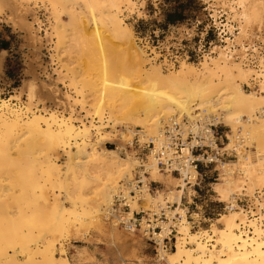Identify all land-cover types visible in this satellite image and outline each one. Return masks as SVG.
<instances>
[{"label": "bare ground", "instance_id": "1", "mask_svg": "<svg viewBox=\"0 0 264 264\" xmlns=\"http://www.w3.org/2000/svg\"><path fill=\"white\" fill-rule=\"evenodd\" d=\"M145 1L0 0V15L32 37L37 19L30 22L25 16L30 5L42 7L48 14L46 33L56 39L54 56L63 59V49L69 60H84L90 72L78 79L83 73L77 66L43 82L34 68L18 94L0 98V264H70L64 251L55 256L58 239L90 230L104 234L110 253L127 264L118 246L135 244L134 234L120 233L103 214L119 190L128 198L136 185L133 171L144 167L137 173L141 205L171 203L177 205L175 212L185 214L183 196L191 200L198 176L191 165L179 177L164 174L149 155L139 161L124 144L134 138L147 141L158 133L161 120L174 115H206L214 125L248 139L253 151L247 155L241 149L235 160L219 164L212 190L221 203L243 195L251 204L221 214L206 230L191 232L182 223L175 249L157 262L264 264V0H207L212 17L217 19V10L225 15L223 26L233 39L220 41L225 46H216V56L197 67L182 64L169 74L158 66L146 69L151 59L124 21L126 14H138ZM38 88H47L55 106L67 113L33 112L14 103L23 93L31 102ZM109 133L119 135L115 149L104 147ZM59 152L65 155L62 167L56 161ZM152 182L165 189L152 196ZM48 184L57 189L52 201ZM128 204L131 210L140 205L136 200Z\"/></svg>", "mask_w": 264, "mask_h": 264}, {"label": "rangeland", "instance_id": "2", "mask_svg": "<svg viewBox=\"0 0 264 264\" xmlns=\"http://www.w3.org/2000/svg\"><path fill=\"white\" fill-rule=\"evenodd\" d=\"M30 6L25 19L31 22L36 18L38 23H36V27H38L37 35L33 37L31 35L27 36L18 27H12L11 22L7 21L5 16L0 15V41H9L10 43V51L5 63L3 57L6 56V53H0L1 99L18 94V88L23 81L32 78L30 74L34 68L38 69L39 79L43 82H46L48 77L55 80L59 71L67 74L69 68L77 66L83 73V76L81 75L78 79L87 77L90 73L84 60L78 62L75 61V58L69 60L63 49L60 51L63 59L58 61L54 56L57 54L54 42L56 39L54 40V37L49 34L50 31L46 33L48 14L42 7ZM178 6H181L179 11L182 13V20L175 25H167L165 23L166 13L172 12ZM217 12L218 17L216 19L212 17L214 12L207 4V0H146L144 7L139 10L138 14H126L124 21L130 27L137 45L148 55V59H151L146 63V69L151 66H158L163 73L169 74L179 69L182 64L197 67L204 59L216 56L214 53V51H217L216 46H225L220 41L227 37L233 39L227 34V28L223 26L226 24L225 15L222 12L219 13L220 10H217ZM63 20L64 25H66L68 19L64 17ZM238 32V30H235V33ZM218 34L220 35L218 36ZM116 45L120 44L116 43ZM120 48H123V46L120 45ZM72 56L76 55L73 54ZM59 83L60 81H57L58 88L65 91L63 85ZM241 86L243 90L248 91L245 84H241ZM14 103L25 109L29 108L33 112H40L43 109L63 111L60 107L55 106L47 88H38L36 96L31 102L28 101L27 95L23 93L20 94L19 101ZM63 113L66 114L67 112L63 111ZM218 127L225 132L229 133L230 131L223 125ZM105 131L109 132L110 129L105 128ZM106 139L104 147L107 149H115L119 143L118 133H109ZM135 139H133V144L124 141L125 147L139 161L145 162L146 152L138 149ZM94 141L95 139L92 137V142ZM250 150L253 151L248 149L246 152ZM247 155H249V152ZM56 161L61 167L64 165L65 155L63 152L56 155ZM142 169L138 167L133 171L135 181L137 180V173ZM217 171L210 172L209 175L212 178L204 179L201 182L202 191H197L196 194L194 188L191 187V200L184 195L181 207H186L187 211L192 214L195 212V206L201 204L210 206L208 202L210 199L218 200L211 188H204L212 187V184L218 182L219 177L217 178L216 174L219 171ZM213 178L216 180H212ZM209 183H211L210 186H208ZM150 187L154 191L165 189L163 184L157 182H152ZM56 191L57 189L53 185L48 184L47 196H49L50 201H52L51 199L55 196ZM242 194H245V192ZM151 195L154 196L155 194ZM193 196L195 199L192 198ZM245 200L250 203V197L246 196ZM144 204L143 206L146 208L149 202H144ZM205 209L208 213V207ZM192 216L195 217L194 214ZM215 221L216 219H213L209 224L215 223ZM217 227H221V225L217 224ZM208 228L209 225H205L198 230ZM119 231L120 233H127L121 229ZM58 240L62 247L57 243L58 248L55 249V256L59 257L60 251H64L70 264H121L116 256L110 253L109 243L104 234H95L91 230L80 231L75 237L69 236ZM133 242L135 244L118 246L119 255L126 260L127 264H159L155 257L154 246L141 234L135 233Z\"/></svg>", "mask_w": 264, "mask_h": 264}, {"label": "built area", "instance_id": "3", "mask_svg": "<svg viewBox=\"0 0 264 264\" xmlns=\"http://www.w3.org/2000/svg\"><path fill=\"white\" fill-rule=\"evenodd\" d=\"M192 117L193 119H187L174 115L163 119L155 136L143 143L138 141L135 143L138 149L146 152L145 159L149 155L157 169L164 174L179 177L185 166L191 165L198 172L192 187L197 194V191L203 190V187H200L201 182L212 178L209 173L217 171L216 167L219 164L235 160L241 149L248 150L246 145L248 139L240 133H226L218 125H214L206 115ZM140 168L144 169V167ZM216 176L218 178V173ZM136 177V185L128 191V198L122 190H119L114 195L110 210H106L103 214V219L125 232L141 234L154 246L157 260H161V254H167L175 249L178 227L182 223H186L191 232H196L202 226L210 227V221L219 218L224 212L249 208L243 195L234 196L227 203L210 199L208 201L210 206L202 204L195 206V212L192 214L189 211L185 214L175 212L177 205L169 203L165 205L150 203L145 208L141 205L142 199H140L141 178L139 174ZM210 185L211 183L208 184ZM204 188L212 189V187ZM149 189L150 194H155L151 187ZM192 198L195 199L194 196ZM130 200H136L140 205L131 210L128 204ZM207 207L208 213L205 209ZM193 214L195 217L192 216Z\"/></svg>", "mask_w": 264, "mask_h": 264}, {"label": "trees", "instance_id": "4", "mask_svg": "<svg viewBox=\"0 0 264 264\" xmlns=\"http://www.w3.org/2000/svg\"><path fill=\"white\" fill-rule=\"evenodd\" d=\"M180 8L181 6H178L172 12L166 13L165 23L167 25H175L177 22L182 20L183 16L182 13L179 11ZM9 44V41H0V49H8Z\"/></svg>", "mask_w": 264, "mask_h": 264}, {"label": "crops", "instance_id": "5", "mask_svg": "<svg viewBox=\"0 0 264 264\" xmlns=\"http://www.w3.org/2000/svg\"><path fill=\"white\" fill-rule=\"evenodd\" d=\"M2 51H4L5 53H6V56L5 57H3V61H4V63L6 62V57L8 56V52L10 51V44H9V47H8V49H0V53L2 52Z\"/></svg>", "mask_w": 264, "mask_h": 264}]
</instances>
